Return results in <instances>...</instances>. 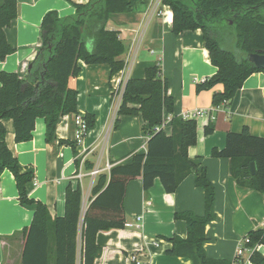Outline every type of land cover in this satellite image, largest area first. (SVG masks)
<instances>
[{"label": "trees", "instance_id": "16d2710c", "mask_svg": "<svg viewBox=\"0 0 264 264\" xmlns=\"http://www.w3.org/2000/svg\"><path fill=\"white\" fill-rule=\"evenodd\" d=\"M149 0H89L73 5L75 13L60 17L56 11L47 12L40 22L35 59L27 64L25 75L0 71V177L11 173L18 190L20 205H35L31 223L22 230L24 244L21 264H94L101 254L96 243L99 231L123 228L124 198L130 181L140 179L144 192L155 180L167 194L174 193L180 183L195 169L188 158V149L197 141L196 120L172 117L170 132L155 131L164 119V112L173 111L172 98L166 82L161 79L159 65L146 69L144 77L129 78L124 85L116 122L123 116H140L149 136L144 153H135L129 164H114L109 174L99 175L91 190L92 200L81 213V188L67 185L64 194V214L52 218L45 204L28 198L26 186L34 179L31 171H22L18 160L9 151L5 140L3 120L13 123L16 143L29 142L35 121L45 122V139L55 140V130L62 116L77 113V92L68 87V80L80 73V62L86 65H107L111 75L123 68L121 57L125 45L119 32L107 30L108 21L116 16L134 18L137 8ZM162 7L172 12V34L200 30L205 50L216 72L195 87L196 93L222 85L213 93V108L231 101L252 74L264 73L248 61L251 54H264V0H160ZM17 0H1L0 5V62L6 61L13 49L6 40L5 29L17 17ZM132 21V20H131ZM231 30L236 35V51L221 46L220 33ZM87 128L94 126L93 116L83 117ZM214 130L210 122L203 131L209 136ZM211 156L230 160L231 178L240 187L264 195V137L252 135L247 127L238 133L227 132L225 146L212 149ZM255 174L251 173V165ZM196 186L204 191V213L189 211L174 217L186 224V238L167 239V252L175 257L188 258L192 264H233L212 260L206 256L205 227L216 218L214 187L205 170L195 177ZM249 247L264 244V230L250 231ZM251 264H264V255L253 252Z\"/></svg>", "mask_w": 264, "mask_h": 264}, {"label": "crops", "instance_id": "0c3cea01", "mask_svg": "<svg viewBox=\"0 0 264 264\" xmlns=\"http://www.w3.org/2000/svg\"><path fill=\"white\" fill-rule=\"evenodd\" d=\"M89 0H17L18 14L5 29L6 40L13 49L6 61L0 62V71L25 75L27 64L35 59L40 44L39 27L42 17L56 11L60 17L75 13L73 5L86 4ZM148 5L136 10L134 18L116 16L108 21L107 30L119 32L125 45L121 59L125 60L128 47L139 40L140 50L153 51L157 47V60H134L128 69L130 78L141 79L146 69L158 65L161 79L166 82L167 94L172 98L173 111L164 112V119L180 116L193 110L206 114L196 119L197 141L189 148L188 158L196 165L174 193L167 194L158 180L144 192L140 179L129 182L124 198L125 222L139 216L141 228H115L99 231L96 243L101 254L94 264H192L188 258L175 257L167 252L175 236L186 238V224L174 216L189 211L194 215L204 213V191L196 186L195 177L205 170L206 178L214 187L213 211L216 216L206 225V256L231 263L236 250L250 231L264 230V195L240 187L230 175V160L214 158L212 149L225 146L227 132L238 133L243 127L254 136L264 137V73L249 76L241 89L225 106L213 109L212 95L221 92L222 85L196 93L197 83L216 72L205 50L200 30L172 34V12L162 7L160 0H149ZM161 15L146 21L149 9L159 5ZM1 5V0H0ZM158 5V6H157ZM160 17V18H159ZM132 20V21H131ZM144 28V30H143ZM150 54V53H149ZM152 55V54H151ZM80 73L69 78L68 87L77 92V113L62 116L55 130V140L45 139L46 126L42 119L36 125L29 142L16 143L13 139V123L3 120L5 140L11 154L18 160L22 171H31L33 181L26 186L28 198L46 205L52 218L64 214V194L67 185L81 188V203L92 200L91 188L102 174H109L107 165L129 164L135 153H144L149 136L144 131L145 122L140 116L119 117V122L109 129L112 117H116L114 91L118 88L120 72L111 75L107 65H86L80 62ZM88 114L93 116L94 126L82 136L79 144L74 135V118ZM213 123L209 136L204 128ZM170 132V122L164 128ZM98 167L101 173L91 180L88 174ZM81 174L80 179L77 175ZM92 182V186H90ZM35 205H20L18 190L11 173L3 171L0 177V264H21L24 244L22 230L29 226ZM249 246V245H248ZM264 252V244L259 245ZM132 256L135 257L132 260ZM249 254L240 264H251ZM76 264H80V259Z\"/></svg>", "mask_w": 264, "mask_h": 264}, {"label": "built area", "instance_id": "2783aa9c", "mask_svg": "<svg viewBox=\"0 0 264 264\" xmlns=\"http://www.w3.org/2000/svg\"><path fill=\"white\" fill-rule=\"evenodd\" d=\"M148 11H150V13L149 14L147 13L146 21L150 20L153 16H156V14H157V16L161 15L160 12H157V7L149 9ZM143 30H144V28H143ZM142 32L138 36L139 40L134 41V43H131V45L128 47V50L126 52L127 55H126L125 60H124L123 68L120 70V77H119L118 86H117L118 88H116L114 91V100H115V104H116V111H118V108L120 106L121 97H122V94H123V91L125 88L124 85L126 84V81L130 78L128 69L132 66L134 60L136 59V57L138 55L137 52H138L139 47L137 46V44H139L141 42V40L143 39V37H142L143 33ZM149 53L152 55L154 54L153 51H151V50L149 51ZM228 102L229 101H225L219 107L213 108L214 111L219 109L220 107L225 106ZM205 114L206 113L203 110H193V112L183 113L179 117H181L183 119H187V120H193V119L196 120L197 118L202 117ZM115 119H116L115 116L112 117V119H111L112 121H111V124L109 126L110 130L116 122ZM74 121H75V125H76V131H75L74 138H75L76 143L79 144L82 140V136L86 133L88 128H87L86 122L82 119V117L76 116L74 118ZM168 122H171V118L165 119L159 127L155 128V131L164 130V128L166 127ZM111 167L112 166L107 165L105 169L107 171H110ZM100 173H101V170L98 167H96V168L92 169V171L88 174V176L91 178V180L93 182V180L96 178V176H98ZM81 177H82L81 174L77 175L78 179H80ZM92 182L90 184L91 187H93ZM91 190H92V188H91ZM86 201H84L82 203L81 213H84V211L88 207V203ZM134 218H135L134 221H132L130 223L125 222L123 227L128 228V229H131V228L140 229L142 218L139 216H136ZM249 244H250V238H249V236H246L244 238L243 242L241 243V245H239L237 247L236 255L233 259V264H240L241 258L246 256V254L251 255L253 252H258L261 255H264V252H262V247H260L259 245H255L254 247H249L248 246ZM134 259H135V257L132 256V260H134Z\"/></svg>", "mask_w": 264, "mask_h": 264}, {"label": "rangeland", "instance_id": "374dc122", "mask_svg": "<svg viewBox=\"0 0 264 264\" xmlns=\"http://www.w3.org/2000/svg\"><path fill=\"white\" fill-rule=\"evenodd\" d=\"M142 6H140L139 8H137V10H139ZM143 9V7H142ZM162 10L160 5H159V11ZM161 13V11H160ZM160 18V17H159ZM221 36V46L224 47L225 49L237 53L238 57H240V55L243 56V54H238V51H236V35H234V32H232L231 30H225L223 32L220 33ZM150 47L155 50V55H151L149 54L146 50H140V52H138V57H137V61L138 62H142V61H154L157 60L159 53H157V47H155V45L153 44H149Z\"/></svg>", "mask_w": 264, "mask_h": 264}, {"label": "water", "instance_id": "95a60500", "mask_svg": "<svg viewBox=\"0 0 264 264\" xmlns=\"http://www.w3.org/2000/svg\"><path fill=\"white\" fill-rule=\"evenodd\" d=\"M248 61L254 67L264 69V54H259V53L251 54L248 57ZM250 165H251V173H252V175H254L255 174V166L253 165V163H250Z\"/></svg>", "mask_w": 264, "mask_h": 264}]
</instances>
